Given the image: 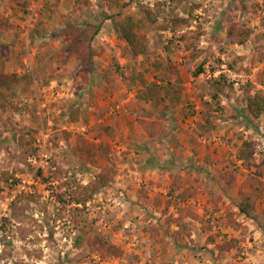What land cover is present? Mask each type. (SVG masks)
I'll return each instance as SVG.
<instances>
[{
    "label": "rangeland",
    "instance_id": "374dc122",
    "mask_svg": "<svg viewBox=\"0 0 264 264\" xmlns=\"http://www.w3.org/2000/svg\"><path fill=\"white\" fill-rule=\"evenodd\" d=\"M1 78L0 264H264V0H0Z\"/></svg>",
    "mask_w": 264,
    "mask_h": 264
},
{
    "label": "trees",
    "instance_id": "16d2710c",
    "mask_svg": "<svg viewBox=\"0 0 264 264\" xmlns=\"http://www.w3.org/2000/svg\"><path fill=\"white\" fill-rule=\"evenodd\" d=\"M116 24L118 27V32H119L120 37L131 48L132 52L135 55L145 54L146 48L140 41L139 34L137 32V22L134 20V18L132 16H126V17H123L122 19H119L116 22ZM99 31H100V25H95L93 23H85L84 28L76 36L77 42L83 41V39L85 41L91 42L95 38V36L99 33ZM227 35L230 41L236 42L242 45L248 41L251 35V29L247 28L244 25L234 23L228 27ZM91 59L92 57L90 55H83L81 63L85 64L91 61ZM199 71H202V68H200ZM11 81H13V79L4 78L2 80L1 78L0 87L10 86ZM247 107H248V111L254 117L264 116V95H255V96L249 97ZM252 153H253L252 151L244 152L241 155V157L243 159H247L252 155ZM253 208H254L253 205L248 200L242 201L240 205L241 211L247 215L250 214Z\"/></svg>",
    "mask_w": 264,
    "mask_h": 264
}]
</instances>
